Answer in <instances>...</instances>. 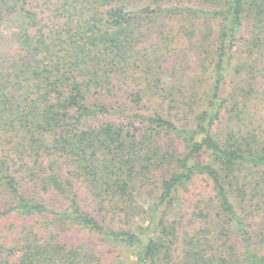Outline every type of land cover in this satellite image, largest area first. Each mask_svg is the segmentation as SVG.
Listing matches in <instances>:
<instances>
[{
  "label": "trees",
  "instance_id": "1",
  "mask_svg": "<svg viewBox=\"0 0 264 264\" xmlns=\"http://www.w3.org/2000/svg\"><path fill=\"white\" fill-rule=\"evenodd\" d=\"M4 22L0 264H99L71 229L135 264H264V0H0ZM198 176L211 209L181 235Z\"/></svg>",
  "mask_w": 264,
  "mask_h": 264
},
{
  "label": "rangeland",
  "instance_id": "2",
  "mask_svg": "<svg viewBox=\"0 0 264 264\" xmlns=\"http://www.w3.org/2000/svg\"><path fill=\"white\" fill-rule=\"evenodd\" d=\"M2 33L4 38L0 41V51L4 52L9 49L18 47L17 30L11 22H4L2 25ZM192 57V55H190ZM180 64V63H179ZM182 67L185 71L191 72L194 68L193 60L183 62ZM177 78V77H174ZM201 79L197 78L196 80ZM210 79V76L208 77ZM210 162V158H206ZM213 197V186L209 179L203 176L196 177L190 185L182 189L176 203L175 211L172 214V219L175 217L178 221L179 231L182 235L189 229L191 220H195V214L202 210H209V202ZM140 204L145 209L149 208L153 203L147 200L144 196L140 199ZM211 209V208H210ZM98 217L97 214H95ZM99 220L103 222V218ZM180 222V224H179ZM109 223V220L103 222ZM199 223V222H198ZM12 226H19L17 219H7L1 227L11 229ZM140 226L145 227L142 218H136L132 226L133 231H139ZM116 228L127 229L124 224L117 223ZM67 238L74 245H87V250L95 252L100 260L99 264H135L137 251L126 246L123 243H113L108 239L104 240L93 233L82 231L79 229H71L67 232ZM180 249L175 252L173 259L169 263L164 264H179Z\"/></svg>",
  "mask_w": 264,
  "mask_h": 264
}]
</instances>
